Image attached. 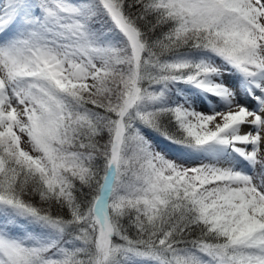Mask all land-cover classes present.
<instances>
[{"label": "snow or ice", "instance_id": "6c2138e0", "mask_svg": "<svg viewBox=\"0 0 264 264\" xmlns=\"http://www.w3.org/2000/svg\"><path fill=\"white\" fill-rule=\"evenodd\" d=\"M0 264H264V0H0Z\"/></svg>", "mask_w": 264, "mask_h": 264}, {"label": "bare ground", "instance_id": "6f19581e", "mask_svg": "<svg viewBox=\"0 0 264 264\" xmlns=\"http://www.w3.org/2000/svg\"><path fill=\"white\" fill-rule=\"evenodd\" d=\"M245 131H246V129H245Z\"/></svg>", "mask_w": 264, "mask_h": 264}]
</instances>
